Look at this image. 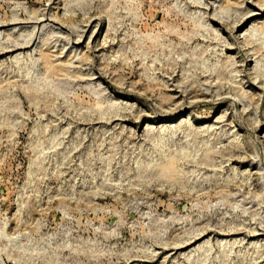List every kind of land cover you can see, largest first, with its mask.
Returning a JSON list of instances; mask_svg holds the SVG:
<instances>
[{"label":"rangeland","instance_id":"374dc122","mask_svg":"<svg viewBox=\"0 0 264 264\" xmlns=\"http://www.w3.org/2000/svg\"><path fill=\"white\" fill-rule=\"evenodd\" d=\"M0 264H264V0H0Z\"/></svg>","mask_w":264,"mask_h":264}]
</instances>
